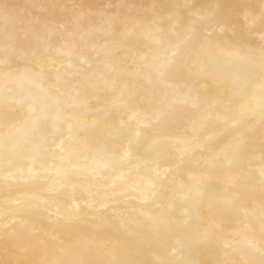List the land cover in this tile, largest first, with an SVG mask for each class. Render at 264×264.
Returning a JSON list of instances; mask_svg holds the SVG:
<instances>
[{"label":"clouds","instance_id":"9594fccd","mask_svg":"<svg viewBox=\"0 0 264 264\" xmlns=\"http://www.w3.org/2000/svg\"><path fill=\"white\" fill-rule=\"evenodd\" d=\"M0 264H264V0H0Z\"/></svg>","mask_w":264,"mask_h":264}]
</instances>
